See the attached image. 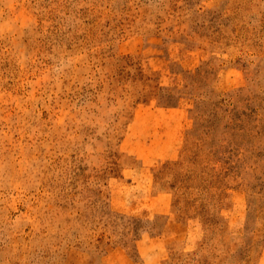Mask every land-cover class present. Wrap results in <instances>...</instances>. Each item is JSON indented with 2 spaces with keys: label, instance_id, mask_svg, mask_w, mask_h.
<instances>
[{
  "label": "rangeland",
  "instance_id": "374dc122",
  "mask_svg": "<svg viewBox=\"0 0 264 264\" xmlns=\"http://www.w3.org/2000/svg\"><path fill=\"white\" fill-rule=\"evenodd\" d=\"M0 264H264V0H0Z\"/></svg>",
  "mask_w": 264,
  "mask_h": 264
}]
</instances>
